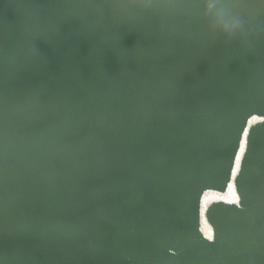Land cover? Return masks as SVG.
I'll return each instance as SVG.
<instances>
[{"label":"water","instance_id":"obj_1","mask_svg":"<svg viewBox=\"0 0 264 264\" xmlns=\"http://www.w3.org/2000/svg\"><path fill=\"white\" fill-rule=\"evenodd\" d=\"M0 264H264V0H0Z\"/></svg>","mask_w":264,"mask_h":264}]
</instances>
